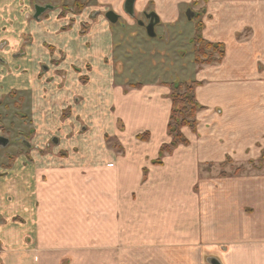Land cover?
<instances>
[{
	"label": "crops",
	"instance_id": "obj_1",
	"mask_svg": "<svg viewBox=\"0 0 264 264\" xmlns=\"http://www.w3.org/2000/svg\"><path fill=\"white\" fill-rule=\"evenodd\" d=\"M61 1L26 27L34 35L42 31V52L52 65H44L40 89L46 94L60 89L49 102L62 113L75 99L67 119L81 127L88 122L93 134L102 124L110 127L121 149L97 143V135L88 142L79 133L63 155L48 153L41 163L10 161L8 183L0 182V215L6 218L0 224V264H210L212 258L221 264H264V82L241 79L233 85L230 75L220 76V63L197 66L196 98L205 108L197 113L198 132L184 127L189 144L153 164L161 144L170 141L168 83L173 81L138 82L140 87L127 84V89L114 82L115 39L104 13L116 12L123 23L133 20L123 9L125 0H95L65 13L62 6L84 0ZM153 1L166 8L156 14L159 23L173 24L179 6L197 0H135V14ZM205 5L220 8V16L208 14L202 21L206 40H232L248 24L264 34V10L244 21L245 9H262L264 0H206ZM55 50L63 64L56 63ZM226 53L225 61L228 48ZM30 82L32 99L33 75ZM214 109L218 118L210 113ZM33 118L48 129L55 117L41 109ZM218 119L220 144L218 137L210 142L214 133L209 134ZM144 132L146 141L137 137ZM219 163L230 168H220V182L205 176L206 189L195 192L199 168ZM16 205H24L23 212ZM15 214L23 215L24 223L12 221Z\"/></svg>",
	"mask_w": 264,
	"mask_h": 264
},
{
	"label": "rangeland",
	"instance_id": "obj_2",
	"mask_svg": "<svg viewBox=\"0 0 264 264\" xmlns=\"http://www.w3.org/2000/svg\"><path fill=\"white\" fill-rule=\"evenodd\" d=\"M205 1L206 0H197L196 2L189 1L185 4H181L178 9L179 19L173 24L158 23L155 27V37H148L146 34L144 29L145 18L140 11L137 12L138 14H135L133 20H127L126 23H123L122 19V21L119 20L116 23H112L115 39L114 64L117 66L114 67V82L130 85V82H154L158 80L177 82L189 79L195 80L196 72H198L197 69L200 68L197 66L204 65H196L193 60L194 44H191L190 40L194 35L195 25L204 21L208 14L215 17L217 12H219L218 15L220 16V8L207 9L205 7ZM34 2L38 4L50 3L55 6V4H59L62 1L0 0V135L9 139L8 145L4 147L0 146V182L6 181L8 183V167L11 168L12 165L10 161L17 160L22 161V163H28L30 160H37L41 163L48 153H52L54 156H56V153L63 155L64 149L68 147L66 143L70 145H73L71 143H75L76 145L77 138L82 136L80 134H85L87 136L89 132H91L87 137L84 136V139L87 138L88 142L97 135V143L102 145L107 144L109 146L112 145L115 150L121 149L117 140L111 135L112 129H110V127H105L102 124L101 127L97 128L96 133L93 134L92 132H95V128L94 130L93 128L90 129L88 122L84 127H81L76 126L79 124H76V121L73 119H67V117H69L68 115L71 114V108L75 104V99L69 100V104L64 108L62 113L58 110L56 104L53 105L49 102L60 89L57 91L55 90L54 93L47 92V94L40 89V82L46 79V73L43 67L45 64L47 67L52 65L47 60L46 52L45 54L42 52L43 49L41 48V44L43 40L40 39L42 31L38 30L34 35L32 31L26 30V27H29L30 22L34 20L31 19V15L34 12ZM74 2L76 1H72L68 4L71 10L75 9L77 6L74 5ZM95 3V0H84L81 10H84L87 5H94ZM64 7L65 6H62L61 9H63L62 11L65 13L67 6ZM187 9H190L194 13L193 16L195 17L191 20L186 18L185 12ZM144 10L156 14H163L166 8L164 7L163 9L162 6L154 7L153 1L148 4ZM263 10L264 8H257L256 11L252 8L245 9L248 13L244 16L246 18H244V21L248 24V22L251 21L250 17H258L260 11ZM45 14L46 13L42 16ZM26 15H29V17H26ZM123 15L125 14L123 13ZM139 21L143 23V26ZM257 21H259L258 24L260 25L263 20L257 18ZM260 33L261 34H256L253 27L248 24L238 31L233 36L232 40L226 39L227 43L224 41L207 40L214 43L219 42L224 45L223 57H220V61L218 60L211 63L212 65L220 63V76L222 74L224 76L230 75L229 82H232L233 85L238 81L243 82L244 79L252 80L256 83L264 82V34L263 32ZM33 36H36V44L31 47L30 43L34 38ZM11 37H15L19 44L13 43L12 40H14V38ZM44 46H46V44ZM45 48L48 49L47 47ZM227 48L230 51V58L228 56L229 59L225 61ZM48 50L49 52H54L53 47H49ZM239 51H242L244 54L240 57H235L236 53ZM39 52L42 54L37 55ZM14 53L16 55H14ZM32 57L33 59H30ZM56 57L59 59L56 63L63 64V57H61L60 51L59 54L56 52ZM28 62L29 64L26 65ZM21 63L25 66L21 65ZM237 64L239 67H237ZM15 67L28 68H26L24 72L23 69L21 71H18L19 69L15 71ZM236 69L238 70L234 71ZM36 72L38 73V78L34 79ZM25 73H27L29 80H24L23 74ZM32 75L33 80L38 82H34L35 97L31 99L32 89H30V81ZM79 80L81 83L86 81L83 77H79ZM221 80L222 79H220V83ZM128 85L126 89L129 87ZM60 87H62V83ZM32 108L33 110H31ZM41 109L47 111L49 114H54L55 118L49 121L50 125L48 129L43 128L42 125L39 127V122L41 124L43 121L33 118ZM203 109H205L204 106L199 108L197 113ZM14 111H16V116L10 119V114ZM60 112L62 113L61 116ZM18 113H22L23 117ZM210 113L216 118L219 117V113L215 109L210 110ZM196 121L197 126L193 133L198 132L199 120L196 118ZM115 124L118 129H121L120 122H116ZM218 126H220L219 119L217 122H213L209 134L214 133V135H211L210 142H212L214 137H218L219 140H217L216 143L219 142L220 144V136H217ZM100 129L103 131L101 132ZM183 129L184 127L182 128V133ZM55 137L57 142L52 141ZM18 139H25L30 147L26 146L23 142L17 141ZM257 142L259 143V141ZM232 167L234 169V166ZM220 168L222 170L230 169L228 166L220 167V163L201 166L199 168L200 182L194 184V191L199 192L201 187L203 190L206 189V185L203 184V178H205V176L215 178L220 182ZM17 201L21 200L18 199ZM14 207L17 208L18 212H23L22 209L24 210L25 206L22 205V209L19 205ZM22 216L20 217L18 214H15L12 216L11 220H14L16 224L24 223V218ZM3 217L4 216L0 215V224L6 219Z\"/></svg>",
	"mask_w": 264,
	"mask_h": 264
},
{
	"label": "trees",
	"instance_id": "obj_3",
	"mask_svg": "<svg viewBox=\"0 0 264 264\" xmlns=\"http://www.w3.org/2000/svg\"><path fill=\"white\" fill-rule=\"evenodd\" d=\"M74 5H77L75 9H72L75 12H79L83 8V4L80 1L74 2ZM202 28L203 23H197L194 35L190 40L191 44H194L193 60L196 65L211 64L224 55V45L219 42L207 41L202 35ZM199 85V81L191 79L168 83L170 88L169 96L172 102L167 123V134L170 137V141L169 143L161 144L158 158L152 161L153 164H160L164 156L170 154L178 145L189 143V140L182 133V128L188 127L192 132L196 130V114L198 109L202 107L198 103L195 93V89ZM129 86L140 87V84L133 83ZM137 137L146 141L149 139V133L144 132L138 134Z\"/></svg>",
	"mask_w": 264,
	"mask_h": 264
},
{
	"label": "water",
	"instance_id": "obj_4",
	"mask_svg": "<svg viewBox=\"0 0 264 264\" xmlns=\"http://www.w3.org/2000/svg\"><path fill=\"white\" fill-rule=\"evenodd\" d=\"M134 4H135V0H125L124 4H123V9L125 11V13H127L131 18H135V11H134ZM52 6L51 5H45V6H41V5H35L34 6V18H38L39 15L41 13H43L44 11H46L47 9H51ZM186 18L188 20H191L193 17V12L190 9L186 10ZM148 16H153L157 19V22H159V18L156 15V13L154 12H150L148 13ZM120 15L117 14L116 12L112 11V10H108L105 12V18L110 22V23H116L119 19ZM140 24L143 26V23L141 21H139ZM145 32L148 35V37H155L156 36V32H155V26L152 22H150L147 26H145ZM8 138L4 137V136H0V146L4 147L8 144ZM53 142H57L56 137L52 139ZM210 264H221L219 260H217L216 258H212L210 259Z\"/></svg>",
	"mask_w": 264,
	"mask_h": 264
},
{
	"label": "flooded vegetation",
	"instance_id": "obj_5",
	"mask_svg": "<svg viewBox=\"0 0 264 264\" xmlns=\"http://www.w3.org/2000/svg\"><path fill=\"white\" fill-rule=\"evenodd\" d=\"M34 4L35 5H41V6H45V5H51L52 6V8L51 9H47L46 11H49V10H52L53 9V4H50V3H44V4H38V3H35L34 2ZM33 4V7L35 6ZM67 9H69L70 7L69 6H67L66 7ZM70 10H71V8H70ZM146 11V10H145ZM145 11H143V15H144V18H145V21H144V23H145V26H147L150 22H152L153 24H154V26L156 27V25H158V23L159 22H157V19L155 18V17H153V16H148V13H150L151 11H149V12H145ZM44 13V12H43ZM43 13H41V14H43ZM186 13V12H185ZM41 14L39 15V17L36 19V18H34V12H33V14L31 15V19H36V20H38V19H40L41 18ZM193 15H194V13H193ZM104 16H105V13H104ZM27 17H29V15H27ZM195 16H193L192 18H194ZM140 23V22H139ZM14 55H16L15 53H14ZM15 91V90H14ZM12 92V91H11ZM21 117H23V115H22V113H18ZM16 116V111H14L13 113H11L10 114V119H12V118H14ZM0 136H2V135H0ZM9 140V139H8ZM17 141H20V142H23L26 146H28V147H30V145L27 143V141H25V139H18ZM9 142V141H8ZM8 145V144H7Z\"/></svg>",
	"mask_w": 264,
	"mask_h": 264
}]
</instances>
